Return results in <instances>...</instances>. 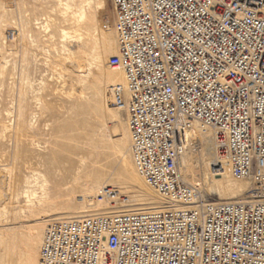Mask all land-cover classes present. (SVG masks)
<instances>
[{
    "label": "built area",
    "instance_id": "1",
    "mask_svg": "<svg viewBox=\"0 0 264 264\" xmlns=\"http://www.w3.org/2000/svg\"><path fill=\"white\" fill-rule=\"evenodd\" d=\"M128 78L113 100L160 207L46 221L37 264H264V0H110ZM213 131L215 154L251 181L246 198L194 203L182 130ZM177 205L186 206L176 208Z\"/></svg>",
    "mask_w": 264,
    "mask_h": 264
},
{
    "label": "rangeland",
    "instance_id": "2",
    "mask_svg": "<svg viewBox=\"0 0 264 264\" xmlns=\"http://www.w3.org/2000/svg\"><path fill=\"white\" fill-rule=\"evenodd\" d=\"M4 1L7 8L2 14ZM66 1L72 11L85 10L83 23L64 17L57 0H0L1 36L5 35V39L0 36V178L8 179V196L0 202V264H31L39 246L35 249L27 232L36 227L41 238L47 221L41 211L53 215L51 219L64 218L82 203L83 193L93 185L109 183L111 192L91 197L93 204L86 203L90 209L98 204L107 210L146 207V193L155 195L142 180L133 182L130 154L116 142L122 129L101 92L92 88L106 82L109 75L113 80L120 77L108 65L117 50L110 0H103L99 23L98 0L88 5V0ZM18 24L24 45L19 44L18 36L16 43L9 45L17 35L9 28ZM61 28L77 29L81 39L61 42ZM6 39L7 43H2ZM46 51L52 56L49 61L44 57ZM107 101L110 103L109 94ZM109 107L117 111L111 103ZM106 131L113 141L103 137ZM198 147V141L188 147L180 172L200 190L203 201H234L237 199H225L234 194L246 198L250 186L238 191L235 178L228 173L222 184L211 186ZM190 166L199 171L197 176L185 175ZM123 170L131 181L120 186L116 177Z\"/></svg>",
    "mask_w": 264,
    "mask_h": 264
},
{
    "label": "bare ground",
    "instance_id": "3",
    "mask_svg": "<svg viewBox=\"0 0 264 264\" xmlns=\"http://www.w3.org/2000/svg\"><path fill=\"white\" fill-rule=\"evenodd\" d=\"M93 1L94 0H88L86 5H88L89 3L93 2ZM57 2H58L59 8L64 9V11L62 12V15L64 17L70 16V19L73 20V22H76L77 24H81L84 22V20L86 18V13H85V10L82 9V7L80 8L81 9L80 11H77V10L72 11V6H70L66 0H57ZM6 3L7 2H5V1L3 2V8H2V12H1L2 14L5 13V9L7 8V7H5ZM96 4H97L96 5V18H97L98 23H99L100 19L103 17V13H104V1L98 0ZM112 27L115 31L116 40H117V33H116V30H115L113 24H112ZM9 29L17 32V35L12 36V38L9 40V43H10L9 45H12V43H16V40H17L16 37L17 36H18L19 44L24 45V40L22 38L21 26L18 24L15 27H12ZM46 32H48V30H46ZM59 32H60L61 42H71V41H76L77 39H81V36H80L81 34L76 33L77 29L67 30V29L61 28L59 30ZM1 33H2V29L0 27V36H1ZM101 35L104 38H106L105 33H102ZM1 38L5 39V35H2ZM51 38H52V36H51ZM2 43L6 44L7 39H6V41L3 40ZM117 46H118V42H117ZM31 50H34V48H32ZM116 53H117V50H116ZM44 57L47 61L52 59V56L50 55V53H48V51H46V53H44ZM65 59H66L65 63H67L68 57H65ZM55 62H57V65H60L57 60H55ZM108 65H109V60H108ZM55 69H56V66H55ZM109 69L111 72L115 73V75L120 76L119 79L113 80V78H111V76L109 75V78H107L106 82L100 81L96 84V86H94L92 88L97 89L98 91L101 92L102 99H103L104 103L106 104L108 111L117 120L119 126L122 129V136H121V138L117 139L116 142H118L123 149L124 148L127 149V151L130 154V157L132 159L134 169H135L133 171V174H134L133 175V179H134L133 182L142 180L147 186H149L155 192V195H151V193H148V192L146 193L149 196V198H146V200H147L146 201V207H141V208L139 207L138 208V207H135L136 205H130L129 207L124 208V209H119V208L115 209L114 208V210H107L109 208H105V209L98 208V205H99L98 204L97 207L90 209L86 205V203H91V204H89V206H91L93 204L91 197L95 196L98 192H102L103 194H106V195H108L111 192V190L107 189V187L110 186L109 183L106 185H104V182L98 183L95 186L94 185L91 186V188H88L83 193V198H81L82 203L80 205H76L71 210V212H70L71 214L66 216L67 218L71 217V216H84V215L98 214V213L108 214V213L137 211V210H141V209L149 210V209L158 208L164 203H172V201L165 200L164 197L145 180V178L139 173V171L136 168L133 156L131 154V149H130L131 138H130V132H129V127H128L127 109H126L125 105L117 104L113 100V96L115 94L114 93V86H118V85L121 86L123 89V95L124 96H126L128 94V78L122 69H119V68H117L115 66H111V65H109ZM81 94H83V92H81ZM108 94H109L110 103L112 104V106L117 111H113L110 109V107H109L110 103H108V101H107L108 100ZM120 114H122V115H120ZM124 123H125V125H124ZM181 132L183 134V140H182V143L180 145L179 154H178V165H179L178 170H179L180 175H181V172H180L181 160L183 159L184 156H186L185 154L188 150V147L190 146L193 148L195 142L198 141V145H199L198 149H199L201 158L205 163L204 175L212 187L214 186V184H217V185L222 184L225 181V174L228 173L231 178L232 177L235 178V180L237 182L236 184L238 187V191H241L243 188L247 189L250 186V189H249V192H250L251 186H252L251 181L247 178H241V177L234 175L231 172L229 165L223 161H219L218 158L216 157L215 145H214V139H213V131L208 126H205L204 124H202L200 122H192L188 127L184 128ZM102 135H103V137L109 138L111 141L114 140V139H112V137L110 136V134L107 131L105 133H102ZM190 170L191 171H186V173H185V175L188 178H192L193 176L198 175L199 171H196V168L194 166H190ZM181 177L183 180H185L191 186L195 187L184 176L181 175ZM116 178H117L118 184L120 186L122 184H124L126 180L131 181L130 177L126 174V172L124 170ZM195 178L197 181H201L200 178H198V177H195ZM7 184H8V179L5 177H1L0 178V202L2 199H6L8 196L7 191H6ZM106 189H107V191L105 192ZM142 192H144V191L140 189V193H142ZM199 192H200V190H199ZM225 199L240 200L241 198H237V194H234V195L230 196L229 198H225ZM28 202H30V200ZM196 202L197 203H205L203 201L201 193H200V198L196 201H192V203H191L192 205H189V206H193L194 203H196ZM28 205H30V203ZM184 207H186V206L176 204V208H184ZM0 208H2V205H0ZM41 215L46 220H51V217L53 216L51 214H47L45 211H41ZM66 217H64V218H66ZM45 226H46V222L44 225V230H43L41 238L39 236L38 228L31 227L28 229L27 235H28L30 241L33 243V246L35 247V249L37 246H39L37 254H36V250H35V252L33 253V255L31 256V258L29 260V262L31 264L32 263L34 264L35 261H37V263H38L39 250H40V247L43 243ZM38 243H39V245H38ZM36 258H37V260H36Z\"/></svg>",
    "mask_w": 264,
    "mask_h": 264
}]
</instances>
